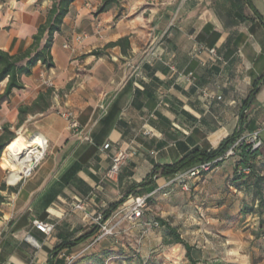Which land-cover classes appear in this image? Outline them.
<instances>
[{
	"label": "crops",
	"instance_id": "1",
	"mask_svg": "<svg viewBox=\"0 0 264 264\" xmlns=\"http://www.w3.org/2000/svg\"><path fill=\"white\" fill-rule=\"evenodd\" d=\"M104 1L71 4L53 36L52 68L37 63L20 77L23 89L6 97L0 83V133L20 128L45 142L30 177L15 184L5 181L8 161L0 162V264H190L157 220L176 230L197 264H264V213L242 215L258 200L236 186L234 159L190 180L189 191L170 184L173 176L148 180L156 166L256 129L263 147L254 165L264 177V0H115L99 12ZM51 4L0 0V51L27 50ZM48 91V108L23 115L16 128L18 109ZM59 111L72 112L89 141L68 131ZM117 151L125 157L110 175ZM127 194L119 208L148 196L146 216L112 214V234L96 240L90 217ZM78 201L89 218L74 208ZM34 220L52 233L37 231ZM58 245L69 246L54 257Z\"/></svg>",
	"mask_w": 264,
	"mask_h": 264
},
{
	"label": "trees",
	"instance_id": "2",
	"mask_svg": "<svg viewBox=\"0 0 264 264\" xmlns=\"http://www.w3.org/2000/svg\"><path fill=\"white\" fill-rule=\"evenodd\" d=\"M75 0H52L50 9L47 12L45 21L37 27L36 33L32 37V43L30 47L24 52L17 55H10L7 52L0 51V83L6 80V87L3 97L8 96L13 90L23 89V85L20 82L21 76H28L31 74L32 68L40 63L46 69L53 67V60L51 55V47L53 36L58 33L61 29L63 19L68 13L69 7ZM115 0H105L99 12H104L108 6L114 3ZM46 36L45 43L41 45L43 38ZM126 42V39H121L115 43L109 44V47L122 46ZM123 52V51H122ZM93 55L97 56L98 53L95 52ZM25 64L22 66L21 64ZM264 78V75L262 79ZM257 87V84L255 85ZM254 96V90L250 93L248 99L243 103L241 116L244 115L246 108L248 107V102L251 97ZM50 97V91L40 94L38 98L32 103L30 107H20L18 109V122L16 128H18L22 122V116L26 115L33 110H39L44 112L48 108L47 101ZM241 135V131L238 130L235 134L230 137L225 138L217 147V149L209 152L193 151L180 159L178 162L168 165V166H156L153 168L148 180L155 179L156 177H168L174 176L179 172L186 171L194 166L202 163L211 162L218 157H221L227 149L235 143V141ZM15 135L10 131L8 126L2 128L0 133V162L5 159V148L6 143L13 140ZM259 156V150H251L250 146L242 144L236 149L235 157V178L234 182H238L236 186L242 185L245 189H252L254 198L258 200V210L254 211L253 206H244L241 210L242 215L258 213V215L264 213V200H263V188H264V177L258 175L254 161ZM221 163V162H220ZM219 164V163H218ZM216 164V165H218ZM215 165V166H216ZM238 166L246 167L249 169L247 175L237 174ZM203 175V174H202ZM201 175V176H202ZM144 183L140 184L143 186ZM4 184L0 185V191L4 190ZM12 190V189H9ZM128 194L123 196L118 202L110 205L108 209L103 213V220L106 221L112 213H114L126 200ZM0 202H2V197L0 196ZM148 203V199H147ZM159 226H166L168 230L169 239L166 240L168 244H181L186 250V258L190 264H197L191 256L192 248L179 237V234L175 229L169 227L167 224L160 220H157ZM263 222L260 223V225ZM90 235L82 237L74 241L73 244H78L83 240L87 239ZM256 237L259 235L256 234ZM69 245H58L54 248L52 256H56L63 248ZM49 264H52L51 262Z\"/></svg>",
	"mask_w": 264,
	"mask_h": 264
},
{
	"label": "built area",
	"instance_id": "3",
	"mask_svg": "<svg viewBox=\"0 0 264 264\" xmlns=\"http://www.w3.org/2000/svg\"><path fill=\"white\" fill-rule=\"evenodd\" d=\"M76 41H79V39L77 38ZM63 48L64 49H70V46L67 43H65L63 45ZM211 52H213V51H211ZM203 95H206V94L203 93ZM217 99H220V97H217ZM100 109L102 112H104L106 110V106L101 105ZM58 114L67 121L68 131L72 132L73 134H75L77 136L83 137L84 139L89 141V137L87 135H83L82 128L80 127V125L75 120L72 112H70V111H59ZM261 132L262 131L260 129H256V130L249 132L247 134L240 135L239 138L235 141V143L233 145H231L221 157H218L217 159H215L211 162L202 163V164L194 166V167H192L186 171L179 172V173L175 174L173 176V180L170 182V184L178 185L183 191H189V188H190L189 181L190 180L196 179V178L200 177L202 174L209 172L211 169H213L215 167L216 164H218L224 160L234 158L235 153H236V149L238 148V146L245 144V145L250 146V149L252 151L253 150H260L263 147V141L260 138ZM109 147H110L109 144H105L103 146V149L106 150ZM42 157H43V155L41 156V158L38 161H33L30 164L28 171H26L24 174H22L18 181L30 177L31 172L37 166V164L41 161ZM124 157L125 156H124L123 152H120V151L116 152V154L114 155V157L112 159V166H111L110 171H109L110 175H114L117 173L119 166L121 165ZM248 173H249L248 168L238 166V168H237V174L238 175L239 174L247 175ZM147 199H148V196L132 197L131 199H129L128 203L125 206L119 208L118 210L115 211V213H112V214H114V217L121 215L122 217H124L125 219H127L128 221H131V222L137 221V220L142 218L143 212L147 208ZM83 207H84L83 201H78L74 206L75 209L84 212ZM84 215L86 218H89L87 213H85ZM90 221H91L92 225L96 226L98 228V230L100 231V234L98 235L96 240L101 239L103 236L111 235L114 228H115V225L108 226L105 223V221L103 220V216L100 214L96 215L95 217H90ZM32 226L37 231H39L40 233H42L46 236L50 235L52 233V230H53V225L45 223V222H41L38 220L32 221Z\"/></svg>",
	"mask_w": 264,
	"mask_h": 264
},
{
	"label": "bare ground",
	"instance_id": "4",
	"mask_svg": "<svg viewBox=\"0 0 264 264\" xmlns=\"http://www.w3.org/2000/svg\"><path fill=\"white\" fill-rule=\"evenodd\" d=\"M32 139L33 142L26 145L21 131H18L17 136L7 144L5 152L12 169L8 174L9 184H15L21 175L28 171L30 164L38 161L43 155L44 140L39 135Z\"/></svg>",
	"mask_w": 264,
	"mask_h": 264
},
{
	"label": "rangeland",
	"instance_id": "5",
	"mask_svg": "<svg viewBox=\"0 0 264 264\" xmlns=\"http://www.w3.org/2000/svg\"><path fill=\"white\" fill-rule=\"evenodd\" d=\"M18 130H20V128H18V129H11V131L14 133V135L15 136H17L16 135V133H17V131ZM25 133H23L24 135H23V138H24V140H25V143H26V145H29V144H31L32 142H33V139H32V137L36 134V133H34V134H32V133H29L28 131L26 132V131H24ZM6 149V148H5ZM31 150V149H30ZM3 161H5V162H7V157L5 156V159L3 160ZM7 165H8V170L7 171H5V181L6 182H8V174H9V172L12 170L11 169V165H10V163L9 162H7ZM148 206H149V204H148ZM254 209V211H257L258 210V208L257 207H253ZM148 212L145 210L144 212H143V217L144 216H146V214H147ZM254 214V213H253ZM262 226H261V228L263 229L262 231L264 232V222L261 224Z\"/></svg>",
	"mask_w": 264,
	"mask_h": 264
},
{
	"label": "water",
	"instance_id": "6",
	"mask_svg": "<svg viewBox=\"0 0 264 264\" xmlns=\"http://www.w3.org/2000/svg\"><path fill=\"white\" fill-rule=\"evenodd\" d=\"M10 141H12V140H10ZM10 141H9V142H10ZM9 142L6 143V146H7V144H8Z\"/></svg>",
	"mask_w": 264,
	"mask_h": 264
}]
</instances>
